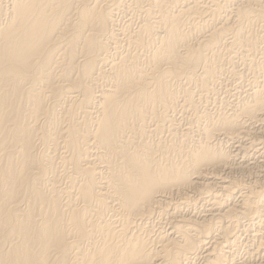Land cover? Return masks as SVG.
Masks as SVG:
<instances>
[{"label": "bare ground", "instance_id": "bare-ground-1", "mask_svg": "<svg viewBox=\"0 0 264 264\" xmlns=\"http://www.w3.org/2000/svg\"><path fill=\"white\" fill-rule=\"evenodd\" d=\"M118 10L135 26L118 28ZM262 49L264 0H0V264H236L238 221L262 227L264 188L217 174L244 166L237 141L264 123ZM235 57L258 70L246 90ZM226 73L244 94L211 112ZM206 176L236 203L215 191L155 232L170 195L202 194ZM253 254L239 262L264 264Z\"/></svg>", "mask_w": 264, "mask_h": 264}, {"label": "rangeland", "instance_id": "rangeland-1", "mask_svg": "<svg viewBox=\"0 0 264 264\" xmlns=\"http://www.w3.org/2000/svg\"><path fill=\"white\" fill-rule=\"evenodd\" d=\"M120 11V12H119ZM123 11H125V12H123ZM127 11H129V10H127ZM126 10H118L117 11V23H119V26L120 27H118V28H121V26L122 25H124L125 24V22H127L128 20H131V25L132 26H135V24H136V21H134V20H138L137 19V16H132L133 14H131V12H127ZM119 13V14H118ZM125 14H127V15H125ZM119 15V16H118ZM132 16V17H131ZM135 17V18H134ZM123 18V19H122ZM133 19V20H132ZM126 20V21H125ZM120 21V22H119ZM124 21V22H123ZM133 21V22H132ZM134 23V24H133ZM120 24H122V25H120ZM263 33V32H262ZM263 51H264V49H262V51L260 50V53H258V55H256L257 56V58H259L261 61H263L264 59V57H260V54H262V56H264L263 54ZM246 57V56H245ZM239 58V57H238ZM241 58V57H240ZM240 58L237 60L236 59V57L234 58V60H233V64H234V66L232 67V69H234L233 71L235 72V73H239V75H240V77H241V79H240V82H241V85L243 86H241V88H244L245 87V90H246V87H247V84L249 83L248 81H250V79H251V76H252V74L254 73V74H256L257 72H258V70H257V68L254 70L252 67L251 68H247L246 66L247 65H243V61H242V59L240 60ZM244 58V57H243ZM258 60V59H257ZM239 61V62H238ZM236 62V63H235ZM241 62V63H240ZM238 63H240V64H238ZM237 64V65H236ZM262 65H264V61L262 62ZM241 66V67H240ZM245 66V67H244ZM263 67V66H262ZM235 68H237V69H235ZM247 70H246V69ZM248 69L250 70V71H248ZM252 69V70H251ZM257 70V71H256ZM253 71V72H252ZM243 72V73H242ZM247 72V73H246ZM249 72V73H248ZM243 75H241V74ZM246 73V74H245ZM228 75V76H227ZM238 74L236 75V77L234 76V75H229L228 73H226V75H224L225 76V82H224V84H222V85H220L219 87H218V85H217V91H218V93L216 92V94H214V96L212 95V97L210 98V97H208L207 98V100L203 103V104H201V106L203 107V105L205 106H207V109H209L211 112H214V111H217V108L220 106L221 107V105H223L221 102V98L223 99V100H225V99H227V100H229V101H231L233 98H236V97H241V96H243V94L244 93H242V92H244L245 90L244 89H241L239 86V79L238 78H240V77H238L239 76ZM245 75H247V76H245ZM248 75L250 76V77H248ZM223 76V77H224ZM245 76V77H244ZM234 77V78H233ZM243 77V78H242ZM248 77V78H247ZM248 80L247 82L245 81V80ZM243 80V81H242ZM229 84H227V83ZM232 82H233V84H232ZM243 82V83H242ZM226 83V84H225ZM236 83V84H235ZM247 83V84H246ZM245 84V85H244ZM226 85V86H225ZM224 86H225V88H227V87H229L230 89H226L225 90V88H224ZM232 86H234V87H232ZM223 90H222V89ZM239 88V89H238ZM232 89V90H231ZM241 89V90H240ZM235 90V91H234ZM238 90V91H237ZM225 91V92H224ZM242 91V92H241ZM230 92H232V93H230ZM236 92V93H235ZM230 93V94H229ZM241 93H242V95H241ZM235 94V95H234ZM216 95V96H215ZM217 95H218V97H217ZM224 95V96H223ZM234 95V96H233ZM233 96V97H232ZM231 99V100H230ZM221 101V102H220ZM214 102V103H213ZM209 103V104H208ZM221 103V104H220ZM219 107V108H220ZM214 108V109H213ZM214 110V111H213ZM178 111V110H177ZM176 111V112H177ZM173 114V116H175V119H177V121L179 122V120H180V124H185V123H187V121L184 119V116L186 115L185 113H181L180 112V114H179V112H177V114L176 113H172ZM176 114V115H175ZM182 114H183V116H182ZM178 116V117H177ZM182 118H183V122H182ZM179 119V120H178ZM177 122V123H178ZM175 124V125H177V127H179V128H177V130H178V132L180 131V128L181 129H183V127L184 126H187L188 125V123L187 124H185L183 127L178 123V124ZM258 124V125H257ZM260 124H261V127H259L260 126ZM263 124V125H262ZM179 125V126H178ZM181 126V127H180ZM255 127H256V129H257V132H256V135L255 134H252V135H248V136H246V137H243V138H241L240 139V141H237V142H240V144L242 143V145L244 146H242L244 149H246V150H244V149H242L241 151H242V153L243 154H246V155H242V154H240V152H238L237 153V155H238V157H236V162L238 161V160H240L241 158V160L240 161H238L237 163H242L243 161H245V163L247 162V160H249L250 161V164H249V161H248V163L247 164H249V165H246L245 163H244V166H245V168H244V166L243 167H235V170H232V171H230V175H229V173H227V171H222V170H220V172H223V173H221V175H220V173L218 172V174H217V176H222V177H224L225 176V178H226V175H227V179L229 180V181H231V184H233V182L236 180V182H234V185H235V183H236V185H240L241 186V184L243 183V182H239V180H241V181H244V183L242 184V187H243V185L245 186V187H243L244 188V190L245 191H250V189L249 188H253L252 189V191L254 190V189H259V190H263V188H264V129H262V127H264V123L263 122H259V123H256L255 124ZM259 127V128H258ZM185 128V127H184ZM167 129V130H166ZM260 129V130H259ZM261 131V132H260ZM259 132V133H258ZM260 134H262V135H260ZM172 136V137H170V136ZM256 137H258L257 139L256 138H254L255 136ZM250 136V138H248ZM254 136V137H253ZM156 139L157 138H161V139H166V141L168 140V143L170 142V140H173L175 137H174V135H172V134H170V132H169V130H168V128H164L163 130H162V132H160V134L159 135H157V136H154ZM253 137V138H252ZM262 137H263V139H262ZM252 138V139H251ZM242 139H243V141H242ZM248 139H250L251 141H249ZM253 139H255V140H253ZM257 140V141H256ZM262 140H263V142H262ZM242 141V142H241ZM250 143H254V142H257L256 144H255V146L256 145H258V143H259V145L258 146H256V148H255V146H254V144H252V145H249L248 143L249 142ZM259 141V142H258ZM230 142V141H229ZM229 142H227L228 144H229V146H231V144L229 143ZM262 144V145H261ZM234 145H236V142L234 143ZM237 145H239V143H237ZM262 147H261V146ZM248 146H252L251 148L250 147H248ZM254 146V147H253ZM245 147H247V148H245ZM257 147H259V148H257ZM233 148V147H232ZM249 148V149H248ZM263 150H262V149ZM253 149V150H252ZM255 150V151H254ZM256 150H257V152H256ZM261 150V151H260ZM249 151V152H248ZM246 152V153H245ZM258 152H260V153H258ZM253 153V154H252ZM256 153H257V155H256ZM249 154V155H248ZM260 154V155H259ZM236 155V156H237ZM240 155H242V156H240ZM251 155V156H250ZM259 155V156H258ZM246 156V157H245ZM248 156L251 158H248ZM259 158H258V157ZM263 156V157H262ZM262 157V158H261ZM257 159V160H256ZM259 159H262V161H260ZM253 160V161H252ZM253 162V163H252ZM257 163V166H255L256 164L255 163ZM262 162V163H261ZM260 163V164H259ZM255 164V165H254ZM252 165H254V166H252ZM258 165H260V166H258ZM246 166H247V169H248V167H249V169L247 170L246 169ZM250 166H251V168H250ZM258 167V168H257ZM260 167H261V169H260ZM263 167V168H262ZM241 168L242 169H244V170H241ZM254 168V169H253ZM252 169V170H251ZM60 170L61 169H59L58 170V172L60 173ZM239 172H238V171ZM258 170H260V171H258ZM263 170V171H262ZM243 171V172H242ZM255 171V172H254ZM63 173V172H62ZM62 173H60V175L62 174ZM210 174H208L209 176H211V172H209ZM232 173V174H231ZM234 173V174H233ZM252 174V176H251V174ZM246 174V175H245ZM257 174H259V175H257ZM224 175V176H223ZM249 175H250V177H249ZM58 176V175H57ZM209 176L207 177H205L206 179V181L204 180L203 181V183H206L208 180V182L206 183V184H208L209 182V186H208V190H206V189H204L205 191H201V192H203L204 193V196L201 194V193H198V190L195 188V190L194 189H191L190 191H192V192H190V191H187V194H177V195H175L174 193L173 194H171L170 195V198H172L171 200H170V198L168 199V200H170L172 203H169L168 205H167V207L165 208V209H168V210H165V213L163 212L162 213V215H158V214H156V213H154L153 214V216L155 217L154 218V223L156 222V221H158V222H156L155 223V226H154V228L156 229V231L155 232H158L159 230H162V231H164L165 230V232H167V231H169V229H171V227H172V221L169 219V217H170V215H172L173 213V215H175L176 213L178 214V217H175V220H176V218H178L177 220H180L181 219V217H184L185 216V213H187L186 215H190L191 213L193 214V213H196L197 215H200V213H201V215L205 212V210H207L208 208L206 207V206H209L210 207V204H211V202L213 201L212 199L213 198H211L212 196V193L213 192H215L216 194H220L219 195V197L220 198H222V196H223V201H224V197L226 196L225 194L224 195H222L221 194V191L219 190V188L217 187V184H211V182H212V180L213 179H211V178H209ZM229 176H231V177H229ZM243 176H244V178H243ZM260 176V177H259ZM230 178H232V179H230ZM254 178V179H253ZM58 180H59V182H58V184H59V186H60V188H62V186L63 187H65L67 184H65L66 183V179L64 178H61L60 176H58V178H57ZM64 181H63V180ZM226 180V179H225ZM256 180V183L254 182ZM260 180V181H259ZM262 180V181H261ZM62 183H61V182ZM258 181V182H257ZM237 182H238V184H237ZM246 182V183H245ZM254 182V183H253ZM241 183V184H240ZM251 183V184H250ZM253 183V184H252ZM257 183H259V184H257ZM247 184H249V186L247 185ZM257 184V185H256ZM65 185V186H64ZM211 185V186H210ZM216 185V186H215ZM251 185H253V186H251ZM261 185V186H260ZM206 186V187H207ZM214 186H215V189L213 190V189H211V188H214ZM247 186V187H246ZM256 186H258V187H256ZM211 187V188H210ZM254 187H256V188H254ZM260 187V188H259ZM64 189V188H63ZM210 191V192H209ZM212 191V192H211ZM218 191H220V193H218ZM194 192V193H193ZM209 193L208 195H210V198H208L207 196H205L206 195V193ZM188 193L190 194H192V197H191V195H189L188 196ZM195 193H196V195H195ZM211 193V194H210ZM199 194H201V195H199ZM222 195V196H221ZM181 196H183V197H181ZM185 196H187L188 198L189 197H191V199L192 198H194V199H196V197H198V196H200V198L202 199H200L199 197H198V200H199V202L197 201V199L196 200H191L190 201V199H189V201L192 203H190L189 201H188V203L186 202L187 200H188V198L186 197L185 198ZM196 196V197H195ZM176 197V198H175ZM180 197V198H179ZM203 197H205V198H203ZM179 198V199H178ZM174 199V200H173ZM176 199H178V200H176ZM183 201H182V200ZM205 199V200H204ZM167 200V201H168ZM181 202H184L185 200V202L184 203H181ZM204 200V201H203ZM208 200H212L211 202L209 201V203H208ZM227 200V198L225 199V201ZM178 202V204H177V202ZM194 201H196V202H194ZM231 202L232 201V203L231 204H233V203H236V198H230V200L228 199V201H226V202ZM201 202V203H200ZM176 205V206H178L177 208H175L174 209V204ZM185 203H187V204H185ZM191 205H193V204H195L194 205V208H193V206H191ZM171 204H172V206H171ZM179 204H180V206H179ZM189 204V205H188ZM206 206H205V205ZM185 205V206H184ZM168 206H171V207H168ZM196 206H197V208H196ZM200 206H201V208H200ZM180 207V208H179ZM184 209H187V210H185L184 211V214L182 213L183 212V208ZM171 208V209H170ZM178 208H179V210H178ZM181 208H182V210H181ZM191 208V209H190ZM193 208V209H192ZM200 208V209H199ZM178 211H180V212H177V210ZM190 209V210H189ZM196 211H195V210ZM201 210V211H199V210ZM173 210H175V211H173ZM193 210H194V212H193ZM167 212V213H166ZM198 212V213H197ZM177 214L175 215V216H177ZM182 214V216H179V215H181ZM159 217H158V216ZM184 215V216H183ZM163 218H162V217ZM115 216H113L112 218H114ZM158 218V219H157ZM160 218V219H159ZM162 218V219H161ZM165 218H167V219H165ZM157 219V220H156ZM164 219V220H163ZM168 219H169V221H168ZM163 220V221H162ZM166 220V222H167V224H166V222H164ZM262 227L261 228H258L257 227V225L255 226V224L253 223V222H250V224H249V221L248 220H246V219H241L240 221H242V222H240V221H238V223L240 224H238V228H239V230H238V235H239V239L237 240V244L236 243H234V246L232 247V249H233V255H232V257H233V260H235V262H237L236 264H241V262L243 261V260H246V261H248V257H249V255H251V254H255V256H254V254L252 255V257L250 258L251 259V261H253V262H255V263H258V262H262V261H264V252H263V250H262V247L260 246L261 244H258V242H260L261 241V238L259 239V237H257V239H259V240H257L256 239V237H255V240L253 239L254 237H253V233L254 232H258V233H263L264 232V217L262 218ZM153 223V224H154ZM162 223H164V224H162ZM171 226H170V225ZM163 225H164V227H163ZM244 225V226H243ZM253 225V226H252ZM158 226V227H157ZM167 226V229L168 230H166V227ZM240 226H243V227H241L240 228ZM255 226V227H254ZM168 227H170V228H168ZM248 227V228H247ZM251 227V228H250ZM160 228V229H159ZM243 228H245V230L247 231H245V230H243ZM255 228V229H254ZM258 228V229H257ZM255 230V231H254ZM239 231H241V232H239ZM245 231V232H244ZM262 231V232H261ZM250 233H251V235H250ZM264 234V233H263ZM240 235H241V237H240ZM252 238V239H251ZM243 241H242V240ZM257 241V242H256ZM253 242V243H252ZM255 242V243H254ZM257 243V244H256ZM250 244V245H249ZM236 245V246H235ZM252 245H254V246H252ZM255 245H257L256 247L258 248V249H256V253H255ZM238 246V247H237ZM250 246V247H249ZM246 250V251H245ZM259 250H261V251H259ZM253 251V252H252ZM260 252V254H257V253H259ZM262 253H263V255H262ZM247 254V255H246ZM260 255V256H259ZM262 255V256H261ZM244 257V258H243ZM259 257H261V259H259ZM235 258V259H234ZM241 258H242V260H241ZM246 258V259H245ZM256 258V259H255ZM202 258H200L199 260H196V261H192V263H190V264H204V262H202L203 261V259L201 260ZM241 260V262H239ZM257 260V261H256Z\"/></svg>", "mask_w": 264, "mask_h": 264}]
</instances>
